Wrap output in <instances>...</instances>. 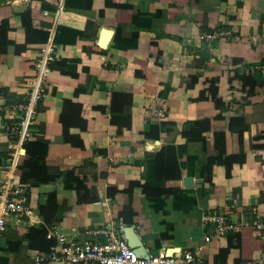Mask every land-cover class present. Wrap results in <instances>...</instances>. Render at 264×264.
I'll return each instance as SVG.
<instances>
[{
  "label": "crops",
  "instance_id": "0c3cea01",
  "mask_svg": "<svg viewBox=\"0 0 264 264\" xmlns=\"http://www.w3.org/2000/svg\"><path fill=\"white\" fill-rule=\"evenodd\" d=\"M7 18L8 40L26 50L0 53V106L25 102L41 49L56 53L29 142H48L45 166L58 177L22 183L20 157L9 172L10 154L24 155L27 142L9 137L12 116L0 113V181L19 184L33 211L9 219L0 264H36L31 229L83 240L111 222L126 224L141 255L201 248L203 264H264L253 229L264 223V0H0V32ZM230 71L259 81L252 94L238 79L225 83L216 98L228 109L218 119L212 98H190ZM64 107L80 145L63 137ZM206 118L208 132L185 135ZM220 214L246 230L240 246L205 244L207 219Z\"/></svg>",
  "mask_w": 264,
  "mask_h": 264
},
{
  "label": "built area",
  "instance_id": "2783aa9c",
  "mask_svg": "<svg viewBox=\"0 0 264 264\" xmlns=\"http://www.w3.org/2000/svg\"><path fill=\"white\" fill-rule=\"evenodd\" d=\"M222 33L204 34L202 39L214 40ZM56 53L51 46H44L34 63V74L30 79V89L25 102L19 104H4L0 106V113H9L13 121L4 123L3 128L9 137L18 144H24L37 138L35 123L47 91V82L52 65L56 61ZM258 71L264 78V63ZM21 146V145H20ZM20 152L10 154V173H14ZM29 198L22 191L21 186L11 178L0 181V235L6 231L11 217L28 218L32 215ZM210 223L204 238L205 244L215 239L229 238L240 231L227 216L220 214L207 219ZM127 226L123 222H111L103 230H89L85 232L83 240H68L51 230L47 238L55 239L56 244L48 254L41 255L36 264H203L201 248L197 252L169 253L161 251L158 254L146 253L141 255L131 246L126 237ZM254 231L262 241L261 252L264 256V223L256 222ZM101 236L103 240L94 239Z\"/></svg>",
  "mask_w": 264,
  "mask_h": 264
},
{
  "label": "trees",
  "instance_id": "16d2710c",
  "mask_svg": "<svg viewBox=\"0 0 264 264\" xmlns=\"http://www.w3.org/2000/svg\"><path fill=\"white\" fill-rule=\"evenodd\" d=\"M11 32V28L9 26V19H4L1 22V32H0V53L2 54H8L9 50H14L15 54H21L23 51L26 50V45H17L13 41L8 40V33ZM47 40V35H46ZM50 75V74H49ZM238 79L242 81L244 87H249L250 94H252L256 87L257 83L259 81L258 76L254 75L252 71H246L244 73H240L239 71H230V72H219L216 73V75L209 80H207L208 87L200 92L199 97L192 99L194 102H200V101H208L211 98L213 99V102L215 104V108L220 111V113L216 116V118H222L223 111L227 110L228 107L223 103L222 101L218 100L216 97L223 85L225 83H230L233 80ZM66 107L63 108V111L61 113V127H63V137L65 141L72 143L73 145H80V139L79 141H76V137H72L69 134V128H68V122L64 118V114L66 113ZM80 127L84 128L85 124L83 121H80ZM211 126V119L206 118L203 121L196 122L191 131L188 133H185L186 136L190 137H199L204 132H208L210 130ZM55 126H49V128H54ZM57 127V126H56ZM45 128V127H44ZM45 131V129H44ZM48 142H27L24 145L25 154L20 156L18 167L16 171V175L20 177L22 183H26L31 179V177H34V179L38 183H48L49 181H54L58 176L52 175L47 171L45 166V158L48 151ZM230 165H227L225 167L226 169V175L227 177H231L230 171H231V163ZM46 170V171H45ZM36 182V184H37ZM79 190V189H78ZM56 201V195L53 194L49 199V206L50 204H55ZM41 213H44V209L41 210ZM47 222H50V219H46ZM246 232L236 233L235 235L230 236V247H232L234 244V240L238 241V246H240L239 242H242V236ZM27 238L30 242V248L33 250H36L39 252L40 255L48 254L52 247L56 244V241L54 240H48L47 239V230L42 229H31L27 235ZM258 240V238L256 239ZM262 241L258 240V248H261ZM229 249L221 251L219 258H223L229 253Z\"/></svg>",
  "mask_w": 264,
  "mask_h": 264
},
{
  "label": "water",
  "instance_id": "95a60500",
  "mask_svg": "<svg viewBox=\"0 0 264 264\" xmlns=\"http://www.w3.org/2000/svg\"><path fill=\"white\" fill-rule=\"evenodd\" d=\"M24 153H25V150H22L21 154H24ZM185 183H186L187 186H191V184H192V180H190V179H186V180H185Z\"/></svg>",
  "mask_w": 264,
  "mask_h": 264
}]
</instances>
